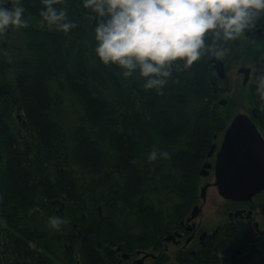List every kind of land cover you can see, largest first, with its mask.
<instances>
[{
	"label": "trees",
	"instance_id": "16d2710c",
	"mask_svg": "<svg viewBox=\"0 0 264 264\" xmlns=\"http://www.w3.org/2000/svg\"><path fill=\"white\" fill-rule=\"evenodd\" d=\"M23 6L28 26L0 37V264H113L117 247L158 251L196 203L213 134L227 123L212 108L224 83L205 56L145 90L96 59L95 16L81 0L58 3L76 25L68 34L40 23V0ZM228 47L227 64L249 53L264 75V41ZM250 93L264 123L255 80ZM153 149L168 155L149 160ZM249 240L238 224L200 264H262ZM170 264L193 263L180 254Z\"/></svg>",
	"mask_w": 264,
	"mask_h": 264
},
{
	"label": "clouds",
	"instance_id": "9594fccd",
	"mask_svg": "<svg viewBox=\"0 0 264 264\" xmlns=\"http://www.w3.org/2000/svg\"><path fill=\"white\" fill-rule=\"evenodd\" d=\"M24 0H0V37L24 29L29 19ZM60 0H40V23L68 34L76 25ZM95 16L92 52L104 66H115L126 80H142L145 90L162 89L173 69H190L203 57L223 58L231 43L250 31L264 15V0H81ZM264 100V75L255 78ZM153 149L149 160L166 158ZM48 226L60 230L63 219L50 216Z\"/></svg>",
	"mask_w": 264,
	"mask_h": 264
},
{
	"label": "flooded vegetation",
	"instance_id": "af4514ba",
	"mask_svg": "<svg viewBox=\"0 0 264 264\" xmlns=\"http://www.w3.org/2000/svg\"><path fill=\"white\" fill-rule=\"evenodd\" d=\"M259 30L260 29L256 31L246 32L244 37H242V42L246 45L251 46L255 44L256 37L264 41V31L261 30L262 34H259L258 33ZM217 59H219L222 63H224V69L226 73L225 78L221 80L217 76V73L214 70V64L211 63L212 58H209V62L212 64V69L215 73V76L217 77L218 81L223 82L225 85L222 86V90L220 89V87L219 88L213 87L215 102L212 108H214V110L216 111H219L217 104L221 105L222 103V101H219V103H217L219 93H223V92L225 93L228 90L229 71L230 69H232L234 63L235 65H237L238 61L232 62L231 64L229 63L227 64L224 58H217ZM243 67L244 66H242L241 68ZM244 68H249V67H244ZM240 69H238V71ZM250 69H251V74L249 76V82H248L249 86L255 80L256 76L259 74L255 66L252 65V68ZM251 101H252V109L242 115H247L250 118V120L256 126L258 132L260 133V135L264 140V123H261L260 121V109L256 106V101L254 98H251ZM219 113L220 112H217L216 115L221 116V114ZM233 119L229 123L224 124L222 128L220 129L217 128V132H214L213 134L208 149V153L204 160V164L208 163L211 166V168L207 170L208 175L205 178H209L210 176H213L215 180L216 160L221 150L225 133L228 130ZM207 185L209 186L208 189L214 187V183L212 184L207 183L200 188V191L202 190V188L206 187ZM259 195L263 196L264 198V191L261 192ZM230 203L234 204L237 207L235 212H229L227 218L224 219V221L220 220L219 223L214 224L211 227H207L202 222H197V219L201 215L200 207H199L200 208L199 215L196 218L188 221L192 214V209H191L189 214L179 224L178 228L171 234V236H173V239H171L169 242H166L163 239L162 243L159 246L158 251L153 249L145 252L134 251L132 253L127 254L128 258H123L122 250L117 251V248L119 247L115 249H111L112 253H114L113 264H137L138 261L140 260H143L142 264H154L159 259L164 260V258L167 259L168 264H170L172 261L174 262L180 254H185L187 258L190 260V262L193 264L204 263L206 252H208L209 250L217 249L219 243L221 242V237L223 236V234L228 232V230L229 231L235 230L238 224H240L242 227H246L250 232V240H249L250 242L248 248L251 251L254 250L257 251V253H259L261 257L262 264H264V201L261 204V208H259L258 211H254L253 209H250L249 207L246 206L250 203H253L252 200L250 202H230ZM238 211L243 212V214L235 217L234 214ZM249 212H251L250 215Z\"/></svg>",
	"mask_w": 264,
	"mask_h": 264
},
{
	"label": "water",
	"instance_id": "95a60500",
	"mask_svg": "<svg viewBox=\"0 0 264 264\" xmlns=\"http://www.w3.org/2000/svg\"><path fill=\"white\" fill-rule=\"evenodd\" d=\"M262 34L261 30L258 31ZM214 70L217 76L225 78L224 63L217 58H212ZM251 69L241 68L239 75H243V85L249 81ZM226 102L222 101L221 105ZM20 118V116H18ZM211 168L205 163L200 171V176H207V170ZM219 196L227 201L250 202L255 196L264 190V140L256 126L247 115H238L231 122L225 133L221 150L218 154L215 165V182ZM209 186L202 188L200 197L206 198ZM200 208L194 207L188 221L199 215ZM243 212H236L235 217ZM251 212H249V215ZM173 239V236L165 238L166 242ZM120 249H118L119 251ZM128 258L127 255H123ZM143 260L137 264H142Z\"/></svg>",
	"mask_w": 264,
	"mask_h": 264
},
{
	"label": "rangeland",
	"instance_id": "374dc122",
	"mask_svg": "<svg viewBox=\"0 0 264 264\" xmlns=\"http://www.w3.org/2000/svg\"><path fill=\"white\" fill-rule=\"evenodd\" d=\"M246 58H249V53H247V55L245 54L243 58L237 62V65H235V63L233 64L232 69L229 71V88L225 93H219L218 96L217 103H219V101L226 102L224 106L219 104H217V106L221 116L226 119L227 123L236 117V115L247 113L252 109L250 86L249 84L243 85V76L237 74L238 69L242 66L252 68V66L246 62ZM203 165L204 160L201 168ZM207 183H214V177L210 176L205 179L199 178L197 188L198 196L195 204L199 205L201 208V215L197 219V222H202L207 227H211L214 224L219 223L220 220L224 221V219L227 218L228 213L235 212L237 207L229 201L222 199L218 195L215 187L209 188L205 200H201L199 198L200 188ZM263 201V196L258 194L252 199L253 203L246 206L254 211H258V209L261 208Z\"/></svg>",
	"mask_w": 264,
	"mask_h": 264
}]
</instances>
